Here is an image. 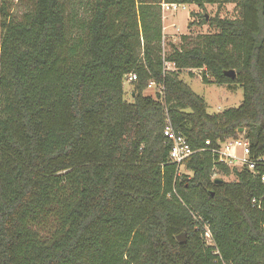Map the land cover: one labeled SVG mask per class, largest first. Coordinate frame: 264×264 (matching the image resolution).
<instances>
[{
    "label": "trees",
    "instance_id": "16d2710c",
    "mask_svg": "<svg viewBox=\"0 0 264 264\" xmlns=\"http://www.w3.org/2000/svg\"><path fill=\"white\" fill-rule=\"evenodd\" d=\"M10 1L0 0V264H264V164L231 168L213 151L241 135L252 158L264 154V0H32L19 17ZM164 2L234 3L236 15L203 14L214 31L164 51ZM195 67L239 84L241 103L208 113L179 77ZM149 80L162 82L160 100L143 93ZM167 120L195 150L179 175Z\"/></svg>",
    "mask_w": 264,
    "mask_h": 264
},
{
    "label": "rangeland",
    "instance_id": "374dc122",
    "mask_svg": "<svg viewBox=\"0 0 264 264\" xmlns=\"http://www.w3.org/2000/svg\"><path fill=\"white\" fill-rule=\"evenodd\" d=\"M32 0H12L9 2V11L15 17H19L21 13L26 11ZM163 10V9H162ZM193 12V14H191ZM204 14L206 21L209 17L218 14L221 17H234L236 10L234 3L224 4H210L206 3L203 7H198L193 3H184L178 6L176 10H163L162 11V46L163 50L169 49L170 43H180L181 34H189L194 37L198 33L212 32L214 27L210 26L207 22L201 23ZM190 23V24H189ZM179 77L187 83L191 89L202 96L206 103V111L208 113H218L228 107L238 106L242 99V88L237 83H222L218 84L213 81V77L209 74L204 80L203 75L198 70H193L191 73L187 69H183L179 73ZM133 82L123 80V98L127 101L132 100L131 92L133 89ZM144 94H150L156 99L158 96L154 94L152 88H144ZM160 100V99H159ZM239 135L238 137H240ZM236 153H240V148L234 149ZM236 167L239 166H229ZM190 173L187 170H184ZM219 177L225 181L235 180V175L230 173L223 175L218 170H215V178Z\"/></svg>",
    "mask_w": 264,
    "mask_h": 264
},
{
    "label": "built area",
    "instance_id": "2783aa9c",
    "mask_svg": "<svg viewBox=\"0 0 264 264\" xmlns=\"http://www.w3.org/2000/svg\"><path fill=\"white\" fill-rule=\"evenodd\" d=\"M184 3H176V2H164L162 3L163 10H176L179 5ZM162 10V11H163ZM175 69L174 63L163 60V70H173ZM189 71L198 70L204 74L208 75L204 67H195L187 69ZM124 80L128 82H133L137 79V75L135 72L125 73L123 76ZM146 88H152L154 90V94L161 99L164 93V86L162 82H155L154 80H149L146 84ZM163 134L167 137L170 142V148L168 151V157L172 162L177 164V173L178 175L183 171L184 165L183 161L192 155L195 151L191 148L185 137L172 129L169 121L167 120L166 125L163 128ZM240 148V153H236L234 151L235 148ZM213 151L217 154V158L219 161L223 162L228 166H239L245 167L251 172H255L256 164L258 162L264 164V154L258 156L256 158H252L250 156V149L248 140L243 138L242 136L236 138H226L222 141L218 142V147L213 149ZM212 177H215V172L212 174ZM261 180L264 183V173L261 175ZM195 219V215H193ZM200 233L205 240L207 245H213V239L209 227L206 223L199 224ZM219 264H229L223 260L219 262Z\"/></svg>",
    "mask_w": 264,
    "mask_h": 264
},
{
    "label": "water",
    "instance_id": "95a60500",
    "mask_svg": "<svg viewBox=\"0 0 264 264\" xmlns=\"http://www.w3.org/2000/svg\"><path fill=\"white\" fill-rule=\"evenodd\" d=\"M225 74L228 75V76H230V77H233V76H234V70H233V69H228V70L225 71ZM215 181L220 182V181H222V179H221V178H216ZM176 239H177L178 241L182 242V241L184 240V234L179 233V234L176 236Z\"/></svg>",
    "mask_w": 264,
    "mask_h": 264
}]
</instances>
